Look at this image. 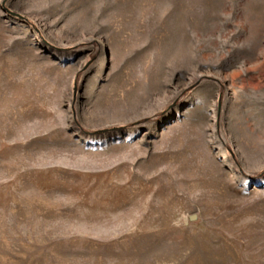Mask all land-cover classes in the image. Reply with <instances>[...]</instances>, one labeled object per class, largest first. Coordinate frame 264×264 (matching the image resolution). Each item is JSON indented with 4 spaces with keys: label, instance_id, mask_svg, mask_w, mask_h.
Returning <instances> with one entry per match:
<instances>
[{
    "label": "rangeland",
    "instance_id": "374dc122",
    "mask_svg": "<svg viewBox=\"0 0 264 264\" xmlns=\"http://www.w3.org/2000/svg\"><path fill=\"white\" fill-rule=\"evenodd\" d=\"M0 264H264V0H0Z\"/></svg>",
    "mask_w": 264,
    "mask_h": 264
}]
</instances>
